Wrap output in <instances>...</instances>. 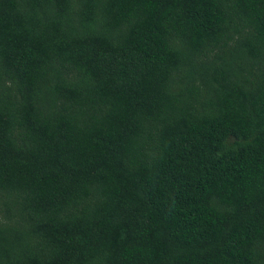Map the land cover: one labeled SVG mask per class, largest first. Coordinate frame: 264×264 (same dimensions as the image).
Instances as JSON below:
<instances>
[{"label":"trees","instance_id":"obj_1","mask_svg":"<svg viewBox=\"0 0 264 264\" xmlns=\"http://www.w3.org/2000/svg\"><path fill=\"white\" fill-rule=\"evenodd\" d=\"M0 264H264V0H0Z\"/></svg>","mask_w":264,"mask_h":264}]
</instances>
